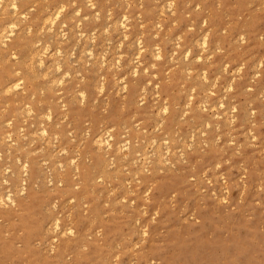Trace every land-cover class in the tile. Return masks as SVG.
Here are the masks:
<instances>
[{"label":"rangeland","instance_id":"374dc122","mask_svg":"<svg viewBox=\"0 0 264 264\" xmlns=\"http://www.w3.org/2000/svg\"><path fill=\"white\" fill-rule=\"evenodd\" d=\"M0 1V264H264V0Z\"/></svg>","mask_w":264,"mask_h":264},{"label":"bare ground","instance_id":"6f19581e","mask_svg":"<svg viewBox=\"0 0 264 264\" xmlns=\"http://www.w3.org/2000/svg\"><path fill=\"white\" fill-rule=\"evenodd\" d=\"M11 1H12L11 3L13 4L12 6L15 7V6H14L15 4L13 3V0H11ZM0 2H1V1H0ZM14 2H16V1L14 0ZM11 3H10V5H11ZM72 3H73V2H72ZM4 5H5V3H4ZM5 6H6V5H5ZM12 6H10V7H12ZM59 6H60V5H59ZM62 7H64V6L62 5ZM62 7H61V8H62ZM27 8H28V7H27ZM0 10H1V9H0ZM3 10H4V8H3ZM13 10H15V9L13 8ZM13 10H11L12 14H13ZM59 10H60V9H59ZM1 11H2V10H1ZM14 12H15V11H14ZM50 12H54V11H50ZM56 12H57V11H56ZM23 13H24V12H23ZM23 13L21 14L22 16H23ZM59 13H60V12H59ZM24 14H25V13H24ZM48 14H49V13H48ZM54 14H55V13H54ZM54 14H53V15H54ZM19 15H20V14H19ZM19 15H18V16H19ZM21 15H20V16H21ZM25 16H26V15H25ZM47 17H48V16H47ZM48 18L50 19V17H48ZM16 19H17V18H16ZM24 19H25V18H24ZM49 19H47V20L49 21ZM54 19H55V18H54ZM12 20H13V19H12ZM14 20H15V19H14ZM25 20H26V19H25ZM43 20H44V18H43ZM45 20H46V17H45ZM50 20L52 21V19H50ZM15 21H16V20H15ZM43 22H44V21H43ZM118 22H119V20H118ZM120 22H121V20H120ZM11 24H13V23H11V22H9V24L7 23L8 27L10 26L8 29L10 30V32H13V29L11 30L10 28H14V27H13L14 25L12 26ZM50 24H52V22H50ZM50 24H49V25H50ZM115 24H116V23H115ZM119 24H120V23H119ZM7 25H6V26H7ZM15 25H16V24H15ZM40 25H41V24H40ZM113 25H114V23H113ZM3 26H4V25H3ZM6 26H5V27H6ZM11 26H12V27H11ZM1 27H2V26H1ZM5 27H2V28H5ZM40 27H41V26H40ZM106 27H107V26H106ZM2 28H0V30H1ZM49 29H50V28H49ZM106 29H107V28H106ZM3 30H4V29H3ZM41 30H42V28L40 29V31H41ZM46 30H47V29H46ZM27 31H28V28H27ZM36 31H37V30H36ZM0 32H1V31H0ZM8 32H9V31H8ZM10 32H9V33H10ZM10 34H11V33H10ZM10 34H9V35H10ZM4 35H5V34H4ZM7 35H8V33H7ZM7 35H5L4 37L7 38ZM40 35H41V34H40ZM153 35H154V34H153ZM41 36H42V35H41ZM203 36H206V35H203ZM240 36H241V35H240ZM1 37H2V38H1ZM202 38H204V39H203V40H204L203 42L206 43V42H207L206 37H202ZM1 39H4V38H3V31L0 33V40H1ZM0 42H1V41H0ZM138 42H139V41H138ZM2 43H4V42H2ZM136 44H137V42H136ZM139 44H140V43H139ZM44 46H45V44H44ZM46 49H47V48H46ZM46 49H44V51H46ZM202 49H203V48H201V50H202ZM203 50H204V49H203ZM36 51H37V50H36ZM41 51H43V50H41ZM187 51H188V50H187ZM57 52H58V50H57ZM40 53L43 55V52H40ZM59 53H60V52H59ZM12 55H13V54H12ZM33 55H35V53H34ZM50 55H52V54H50ZM54 55H55V54H54ZM37 56H38V55H37ZM11 57H12V56H11ZM13 57H14V56H13ZM13 57H12V58H13ZM30 58H31V57H30ZM199 58H200V57H199ZM199 58H198V59H199ZM29 60H30V59H29ZM38 61H40V60H38ZM29 62H31V60H30ZM40 62H41V61H40ZM40 62H39V63H40ZM54 62H55V61H54ZM39 63H38V65H39ZM40 64H41V63H40ZM259 64H261V63H258L257 65L259 66ZM56 65H57V62H56ZM39 66H40V65H39ZM58 66H59V65H58ZM58 68H59V67H58ZM222 68H223V67H222ZM237 68H239V67H237ZM47 70H48V69H47ZM132 70H133V69H132ZM238 70H239V69H238ZM15 73H16V72H15ZM133 73H134V72H133ZM43 74H44V73H43ZM202 75H203V74H202ZM44 76H45V74H44ZM203 76H204V75H203ZM16 80H17V79H16ZM20 80H21V79H20ZM51 80H52V79H51ZM56 81H57V80H56ZM58 81H59V80H58ZM60 81H61V77H60ZM205 81H206V80H205ZM20 82H21V81H20ZM9 85H10V84H9ZM9 85H7L6 87L9 88V87H10ZM18 85H19V82H17V81H14V82L12 83V86H13V87H17ZM228 85H229V84H228ZM8 88L3 89V91L7 92V89H8ZM11 88H12V87H11ZM11 88H9V89H11ZM224 88H225V87H224ZM9 89H8V90H9ZM191 90H192V88H191ZM21 91H22V90H21ZM82 94H83V93H82ZM82 94H81V96H82V98H83V95H82ZM80 98H81V97H80ZM80 100H81V99H80ZM44 114H45V113H44ZM41 115H42V114H41ZM121 126H122V125H121ZM42 130H43V128H42ZM34 133H36V132H34ZM44 134H45V133H44ZM20 135H21V134H20ZM2 137H4V136H2ZM2 137H1V138H2ZM96 138H97V137L95 136V139H96ZM108 138L110 139V136L107 137L106 139L98 137L97 143L99 144V146L105 144L107 147H109V146H111V143L108 141ZM4 139H6V138H4ZM94 142H95V141H94ZM125 142H126V141H125ZM14 143H15V142H14ZM117 144H118V143H117ZM119 144H120V143H119ZM126 144H127V143H126ZM123 145H125V144H123ZM126 147H127V145H126ZM95 148H96V147H95ZM97 148H98V147H97ZM118 148H119V145H118ZM120 149H121V148H120ZM6 150H7V149H6ZM97 150H98V149H97ZM58 164H59V163H58ZM22 167H23V166H22ZM107 167H108V166H107ZM24 169H25L26 174H28V172H27V171H28L27 165L24 167ZM134 176H135V175H134ZM25 188H26V179L24 178V179L22 180V189H25ZM0 196H1V195H0ZM6 196H7V199L11 201V203L14 202V199H12V197H11L9 194H8V195L5 194V197H6ZM7 199H6V200H7ZM0 200H1V199H0ZM0 202H1V201H0ZM3 204H4V203H3ZM58 225H59V224H58V222L56 221V222H55V226L58 227ZM69 229H70V231L72 230L71 228H69Z\"/></svg>","mask_w":264,"mask_h":264}]
</instances>
